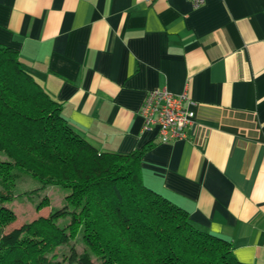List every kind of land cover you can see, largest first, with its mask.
I'll list each match as a JSON object with an SVG mask.
<instances>
[{
  "label": "crops",
  "instance_id": "crops-1",
  "mask_svg": "<svg viewBox=\"0 0 264 264\" xmlns=\"http://www.w3.org/2000/svg\"><path fill=\"white\" fill-rule=\"evenodd\" d=\"M0 45L97 152L153 144L142 183L229 241L238 262L264 264V0H0ZM158 88L186 89L184 140L142 129Z\"/></svg>",
  "mask_w": 264,
  "mask_h": 264
},
{
  "label": "trees",
  "instance_id": "trees-1",
  "mask_svg": "<svg viewBox=\"0 0 264 264\" xmlns=\"http://www.w3.org/2000/svg\"><path fill=\"white\" fill-rule=\"evenodd\" d=\"M152 147L97 152L18 53L0 45V264H95L92 256L97 264H244L229 241L197 230L186 211L142 183L141 158ZM25 175L39 183L35 191L65 189V204L6 232L14 221L7 205ZM47 206L44 195L36 210ZM78 234L87 249L80 254L70 245ZM63 246L70 250L61 262L55 249Z\"/></svg>",
  "mask_w": 264,
  "mask_h": 264
},
{
  "label": "built area",
  "instance_id": "built-area-1",
  "mask_svg": "<svg viewBox=\"0 0 264 264\" xmlns=\"http://www.w3.org/2000/svg\"><path fill=\"white\" fill-rule=\"evenodd\" d=\"M193 8H200L205 0H187ZM186 103V106H185ZM186 89L180 94H172L166 88L150 90L146 93L139 115L143 120L144 131L157 128L162 144L181 141L186 131L193 125L194 112Z\"/></svg>",
  "mask_w": 264,
  "mask_h": 264
},
{
  "label": "rangeland",
  "instance_id": "rangeland-1",
  "mask_svg": "<svg viewBox=\"0 0 264 264\" xmlns=\"http://www.w3.org/2000/svg\"><path fill=\"white\" fill-rule=\"evenodd\" d=\"M0 160H3L0 157ZM40 187L39 183L32 179L30 176H22L14 185V200L7 205L14 216V221L8 225L4 231L9 232L14 228H18L24 223L33 221L38 217H46L50 211L55 210L64 206V197L67 191L60 187H48L45 190L35 191ZM44 195L48 196L49 206L36 210V205L43 199ZM70 210V207H67ZM63 222H67L65 219H60L59 224L63 225ZM70 245L74 248L76 254L82 253L84 250L87 251L85 245L82 242L80 234L76 235ZM69 246L58 247L55 252L58 253V261H61L69 255ZM92 262L97 264L94 257H91ZM63 264H69L66 261ZM75 264V263H71Z\"/></svg>",
  "mask_w": 264,
  "mask_h": 264
}]
</instances>
